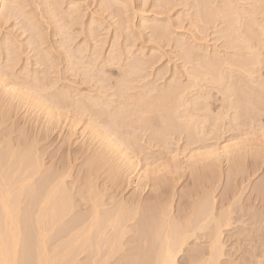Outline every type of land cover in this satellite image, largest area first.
<instances>
[{"label":"bare ground","instance_id":"bare-ground-1","mask_svg":"<svg viewBox=\"0 0 264 264\" xmlns=\"http://www.w3.org/2000/svg\"><path fill=\"white\" fill-rule=\"evenodd\" d=\"M20 1L19 0H0V5H3V10L5 13V16H7V17L1 16L2 17L1 21H3L5 18L8 20L9 19L8 16H10V18H12V17H15L16 15L22 14L23 10H21V13H20L19 6L22 4H23V6H25L26 1L25 0H24L25 2H23V0H20ZM167 1H169V0H167ZM175 1L178 2V0H175ZM58 2L59 1H57V0H53V1L49 0V3H48L50 5L49 7L50 8H51V6H52V8H54V6H55V8L60 7L61 3L59 2L60 3L59 4ZM108 2H110V1H108ZM112 2H113V0H112ZM171 2H174V0ZM190 2H191L190 0H179V3H176V4H179V5L183 4V7H184L186 5L189 6L188 4H190ZM193 2L194 3H192L193 5L191 7L195 8V11H196V15H195L196 17L194 16V18L192 19L193 22L196 23V25H197V23H201L202 29L207 28L211 24V22H213L212 24H214V22H216V25H217V22H218V24H223L224 27H222V25H221L222 28L220 27L221 29H219L221 34L218 38L223 37L224 39H226L225 44H226L227 49L228 48L230 50L233 49V51H231L230 53L226 52V55L224 54L223 56L213 55L211 53V55H213V56H211V55H209L210 52H208L209 54H207V53L205 54V52H203L205 50L202 51L199 48V46L193 47L190 45L187 47V44H186V46H183V44H182L180 51L184 57L183 59L185 60V62H184L185 66H186V62H189V61L195 62V60H199L197 63L198 65L196 66L199 68H195L194 67L195 65H192L194 67V69L190 67L191 70H188V71H190V72H188L189 73V81L188 80H187L188 82L185 81L186 83L184 82V84L179 83L180 81L177 82L178 80H180L178 78H176V82L174 80H171V83L169 82L170 84H168L164 87H163V85L160 87L159 85L155 86V84H147L144 86V89L141 88L142 90H144L143 91L144 94L142 93V95H141V92H140L141 96L134 98V96H131L132 95L131 94L128 96L126 101H125V99H124V102H123V99L121 102L117 100L118 104H115L116 98L115 99L109 98L110 100H108V99L105 100L103 95H102L103 96L102 97V96H100V94H94L93 92L95 90L92 93L90 91L88 92L87 90H83V91H86V93H83L81 91L83 93L81 95L82 97L79 95L80 97L77 96L79 98L75 99L76 95H73L72 91L70 90V88L68 86L67 87L69 89L66 86H65V88L60 87L61 89H58L56 92L53 90L54 92L45 94V92L47 91V90H45V88H46L45 86L47 84H49V78H47L48 76L45 74L46 72H44L45 71L44 68L48 67V69H49L50 67L51 68L54 66L57 67L56 65H58L56 63V61H57L56 58L54 59L55 56L54 57L51 56V54L49 53L50 51H46L45 53H42L41 52V51H43V49H42V50H40V52L38 54L36 53L38 55L36 62L39 63L41 65V67H42V64L47 65V66L45 65V67L42 68L44 70L42 72V73H44L43 75L39 74L41 72V70H39L40 71L39 73H37V72L34 73L35 70H33L34 71L33 74L30 75L31 71H30V73H29V71L26 72L28 69L25 68L26 69L25 70L24 67H22L26 73H23L22 77L21 76L19 77L16 74L15 75L16 79H15V78L11 77L14 72L10 75L8 70H6L7 68L5 69V66L4 65L1 66V64H0V73L3 74L4 77H5L4 74L10 75V77L8 76V78L9 79L11 78L10 79L11 81L16 82L17 84L19 83L21 85L23 83L24 87L25 86L27 87V85H29L30 86V87L28 86L29 88L38 89L39 90V91L37 90L38 95H42L41 98H43V96L46 97L45 98L46 102H47V100L50 101L49 102L50 105H51V103L54 102V104L56 103L55 105H58V106L62 105L63 106L64 101L68 102V100H70L72 103L73 102L76 103L77 106L76 105L75 106L77 107L76 109L78 111L77 114H79V115H80V113L84 114L85 111H87L86 113H88V109L90 110V108L94 107L95 110L97 109L96 112H98V110H99L101 112V114L102 115L105 114L106 118L108 119V120H105L107 123L104 121L106 124L103 125L104 122H101L99 120V117L97 116V118L100 122L98 120L97 121L99 122V124H102V127H101V125L97 124L98 122L97 121L95 122V120H93L94 124L96 123L99 126L97 128H94L96 126L93 123H91V126H92V124L94 126L89 127L92 129L91 131L93 132V133L91 132V135L92 134L95 135V133H97L96 135L98 138H99V136H101L100 137L101 141L99 143V147H101L102 151L101 150L99 151V149L98 150L95 149V150L99 151V153H97V152L95 153V151H94L95 154H92L93 157H91L92 155H90V160H89L90 166L88 168L89 170L86 169V173H85L86 175L83 174V176H85V177H81L80 183L78 181L80 179V176H78V175H77V177H79V178L75 177V178L71 179V184L73 183L72 185H74L75 182H78V184H76V185H78L76 187H79L76 190L77 192L76 191L73 192L72 188L74 186H71V184L68 183L70 181H68V182L66 181L67 177H71V175L68 176L69 168L66 164L63 163L62 166L61 165H59L60 167L57 166L58 169L61 168L60 169L61 171L59 170L60 172L58 173V169H53L55 166L54 163L53 164L51 163V166H48L50 163L47 164L42 160L43 153L41 152L42 154H39L40 151H38V152L36 151L37 150V149H35V147L37 146L36 142L35 143H33L32 141H31L32 143L27 142V139L25 140V138H24L25 136L23 137V139L21 138V136H19L18 137L19 139H17L15 141L14 137H9L8 136L9 134H6L5 132H0V264H264V175H262L263 177H261L262 178L261 182H258V184H257L258 186H256V184H255L256 187L253 190L255 193L253 195L251 193L250 197L248 198V200L246 202H241L238 206H235V207L233 206L234 202L231 198V196H234V194L233 195H226L227 192L225 193V195L223 194L225 196V198L223 200H221L222 202L220 204V207L218 205L215 206V204H214L215 198L213 197L214 196L213 193L207 192V193H209V195L207 194L206 198H205V196H206L205 195L204 196L205 199L202 198L201 201H198L199 199L198 200L196 199L197 202L193 201L195 203H194V205H191V207H190V205H188L189 207H186L187 202L186 203L181 202L179 204L178 210L176 211L175 207L173 206L174 204L172 203V201H173L172 197H171L172 193L170 194V192H169V191H171V189L169 191L166 190L164 192L163 191L165 189L164 187L162 188L163 190L160 189L161 191H158V189H157V191H155V193L153 192V194L150 196L144 197V196H140L141 194H139V195L134 194L135 196H132V197L131 196H129V197L124 196V198H119V196H118V199H116L115 195L110 196V197H108V196L105 197L106 194L104 196V194L103 193L101 194V191L98 190L99 184H100L97 181V179L100 177L98 175V172L102 171V169L104 168L103 166H105V165L107 166L109 163H110L109 164L110 166L109 165L108 166H109L110 172L108 173L109 176L107 175L108 179H110L109 181L110 182L113 181L115 183L119 178L120 179H122V177L124 178V176H123L124 173L123 174L120 173L121 168H119L120 170L118 169V166H120V165H118V166L114 165V163L111 161L112 156H111V158L109 156L111 154L115 155V153H113L114 151L118 155V156H116L117 158L122 157L121 160H123V157H124V159L127 161L126 163H129V165L132 164L131 166H133V167H131V168L136 169L134 166L136 165L135 163H137L136 162L137 160L135 159L137 157H134V156L137 153L136 152L137 150L136 149L133 150L131 148L133 146H134V148H136L137 147L136 145L139 144L138 143V138H139L138 132L141 130H142L141 134L142 133L146 134V132H148L147 130L152 129L151 133H153L154 136L152 134H150V135H152V136H150L151 137L150 139H152V137L155 138L153 140L156 141L157 143H159V141H161V140L163 141L165 134H168V133L169 134L170 133L175 134L177 132H179V133L185 132V134H187L189 139H191L192 142L195 144L194 139H192V138L196 136L195 134H197V137L200 134L198 131H196V128L198 130V126L200 125L199 129H200V127L203 129L204 128L203 124H205L203 122L204 121L206 122V120L209 119V117L207 115H205L206 117L205 116L203 117V112L200 113L201 109L202 110L204 109L203 110L204 112L208 111V109H209V111H211L210 106H208V107L206 106V108H208V109H206L204 106L205 103L202 104V102H204L205 99L208 98L207 96H209V94H210L209 92H208L209 93L208 95H204V94H206V93H203L205 91L204 90L202 92L203 94H200L198 92L199 94H194V96L192 98L188 97L189 93L191 94L192 88L193 87L196 88L197 85L199 86L198 81L201 78L200 75H203L204 79L206 78V80H207L208 74H209L210 75L209 80L211 82L213 80L214 83L216 82L217 84H220V83H222V81H224L223 79H228V78L231 79V76H234V73H235V72L234 73L232 72L233 74L231 73L230 77H229V75H228L229 71H228V74L226 73V71L229 69L226 70L225 68L226 67L229 68L230 66H234V67L236 66L237 71H243V73H246V75L250 79H248V77H247L248 80L246 78H243L242 79L243 87L240 86L241 88L239 87L240 88L239 90L237 89L238 85H235V82H233L232 85H231V83L229 84V82H232L231 80L228 81L226 84H225V82H223L222 83L223 85L222 84L220 85V87H222V88H219V87L216 88V89H219L218 90L219 92L223 93L222 98H224V100L225 99L229 100V101L228 100L223 101L224 103L222 102L223 106L224 107L226 106L225 107L226 109L224 107H222V108L227 110V108L230 105L229 103H231V107H233V108H234V106L236 107V105L237 106L240 105V107H242L241 112L244 115H246L245 114L246 112L250 111V107L253 108V110L257 111L256 115H259L258 112L260 114H262V113L264 114V111L262 112V108L264 110V106H263L264 105V103H263V101H264V82L262 83L264 77H263L262 81H258V80L255 81V79H257V77L255 76L256 74L254 75L255 72H253L255 70L257 72L258 69L255 68V70H254L253 67H256L255 65L259 64V62L262 60V59L260 60V58H259L260 57L259 55L261 54L259 51H261L262 46L259 45L260 47H257V45H258L257 43L255 44V43L250 42V38L252 39V37L255 36V38L257 39L256 36H257V34L260 33L257 30H255L253 27V25H255V23L258 24L260 21L258 22V21H256L258 19L254 18V19H256L255 21H253L255 23L254 24L251 23L252 26H249L250 23H249V25H247L248 20L247 21L245 20L246 18L244 15V14L248 15L251 11L255 12L256 9H258L255 6H257V4L261 5L262 3L264 5V0H193ZM104 3H107V2L104 1ZM246 4L251 6L250 7V8H252V9H250L251 11L246 10V7H245ZM23 6H20V8L23 9ZM108 6L109 5L107 3L105 8ZM111 6L114 7V5H111ZM124 6H125V4H124ZM170 6H172V4ZM187 6H186V8H188ZM109 7H108V9H110ZM115 7H116V3H115ZM118 7H119V5H118ZM122 7H121V9H122ZM258 7H260V6H258ZM239 8H241V10L243 12H241L239 10ZM57 9L58 8H56V11H57ZM124 9L125 8H123V10ZM52 10H51L52 13L50 15L51 16H56V15L58 16V14H56L54 12L55 9H52ZM59 10H61V9H59ZM76 10H78V9L75 7L74 8L71 7V9L69 7V12H66V13H68L67 15L70 16L72 13H75ZM117 10L122 11V10H120V7ZM191 10H187V11H189V13H190ZM5 11L8 13L6 14ZM25 11L23 12L24 17H21V18H23V19L25 18V20H27V21H25V20L24 21L28 22V25H26V26L29 27V30L31 29L32 31H35L34 33L40 37V39L35 38L37 36L34 33L33 34L35 37L34 36L32 37L30 35L31 39H29V40H31V41H30L29 45L33 42V44L35 46L39 47V45H40V47H41V43L43 42L42 40L46 41L44 39L46 37L43 36L44 33L42 31V30H44L42 28L43 24L39 23V22H41L40 20L35 19L36 14L33 15L34 13L32 14L29 11H27V12H25ZM105 11H106V9H105ZM114 11L117 13L116 8ZM119 11H118V13H119ZM125 11H127V10H125ZM76 13H79V11ZM113 14H114V12H113ZM255 14H254V16H255ZM2 15H3V13H2ZM67 15H66V17H65V15H64V17L62 16L63 19L65 18V20L63 22L64 24H65V22H67L66 24H68L69 22H75L72 20H69V22H68L69 18L67 19ZM114 15H111V16H114ZM20 16H22V15H20ZM20 16H18V18ZM76 16H77V14H76ZM249 16H251V15H248V17ZM254 16L252 15V17H254ZM256 16H257V14H256ZM116 17H117V14H116ZM191 17H193V14ZM191 17H189V18H191ZM70 18H73L75 20L76 17L74 18L71 15ZM257 18H259V17H257ZM251 19H253V18H251ZM123 20H124V18H123ZM128 20H130V18ZM47 21H48V19H47ZM57 21H59V20H57ZM79 21H80V19H79ZM249 21H250V19H249ZM63 23H62V25H63ZM45 24H47L49 27V25L51 23L45 22ZM69 24H71V23H69ZM124 24H126V23H124ZM243 24L244 25L246 24L245 27L246 26L247 27L243 28L244 27ZM121 25L123 26V24H121ZM258 25H260V23ZM64 26H66V25H64ZM157 26L155 28H153V30L157 29V31L156 30L155 31L158 34H162V35H164V37H166L169 33H171L168 29H167V31L169 33L168 34L166 32L164 33L160 29L161 25L159 26V24H158ZM169 26H170V24H169ZM203 26L205 28H203ZM24 27H25V25H24ZM72 27H73V25H72ZM198 27H199V25H198ZM167 28H170V27H167ZM259 28H261V30H263V32H264V25L262 27L259 26ZM69 29H70V27L68 28V30ZM196 29L198 30V28H196ZM62 30H64V29H62ZM91 30H92V28L90 29V31ZM254 30L257 32H254ZM59 31H61V30H59ZM218 31L215 34L218 33V35H219L220 32H218ZM63 32H62V34H65ZM93 33L94 32L92 31V33H90V34H93ZM255 33H257V34L255 35ZM69 34L67 33L66 36ZM71 34H73V33H71ZM171 34H173V33H171ZM193 35H195V34H193ZM73 36L75 37V35H73ZM97 36H99V35H96V37ZM168 36L171 37V35H168ZM67 37L69 40L72 39V37H69V36H67ZM93 37H95V35ZM161 37H163V36H161ZM242 37H243V39H242ZM173 38H174V36H173ZM181 39H182V36H181ZM62 40L65 43L64 42H63L64 44L61 43V46L63 45V47H65V49H62V50H64V52L62 50L61 51L63 54H65L67 61L69 60V62L70 61L72 62V63L70 62L71 64H68L67 69L72 70L70 68H73V69L78 68V70H79L81 68V69L85 70V71L83 70L85 73L87 71L90 73V71L94 70L95 74H97V77L96 76H92V77H96L95 80L98 78L99 80L98 79L97 80L99 82L100 81L104 82L105 79L107 80V78H105V75L103 76V74H105L107 71H110L109 69L108 70L106 69L108 67V65L111 63L114 66V64H117V63H115V62H117V59H118V61L120 59V58H118L120 53L118 54L115 47H112L111 48L112 50H109V51L107 50L108 55H107V57L105 56L107 60L104 57H102V59L100 61H102L104 58L105 59L104 63H102L103 61L101 62L102 64L98 63V62L96 63V59L99 60L98 58H100L99 53H98V51H96V49L92 52H91L92 48L89 50V48H88L89 45L87 42L88 40L87 41L84 40L85 42L83 41L84 45H82V43H81L82 41H81L80 46L78 45L79 48H76L75 50H73L74 48L71 50H69V48L67 49V46L71 42V40L69 43L66 42V41H68L66 37H63ZM253 40H252V42H253ZM74 41H75V39H74ZM13 42L14 41H11L12 44L11 43H9V44L13 45L14 44ZM17 44H15V47L11 46V45H9V46H11L12 49L14 48L13 50H15L18 48V47H16ZM44 44H45V42H44ZM42 45H43V43H42ZM69 45L72 46L73 44H69ZM95 45L96 44H94V46ZM35 46H34V48H35ZM61 46L60 47L58 46V48H61ZM31 48H32V46H31ZM58 48H56L57 51H58ZM257 48H258V52L260 54L257 53ZM45 49H44V51H45ZM13 50H10V54H12V52H13V53H15V55L14 54L13 55L16 57L10 55V56H12L11 59L9 57L5 58V60L8 58L10 59V60L8 59L10 61V66H11V63L15 60V58L17 60L18 59L17 57L20 56V54L18 53L19 51L15 50L18 53V55H17V53ZM35 50L36 49H34V51ZM37 50L39 51V48H37ZM98 50H99V52L101 51L100 49H98ZM113 50L116 51L117 54ZM122 52H121V55L123 54ZM63 54H61V55H63ZM85 57H88L89 59L84 60ZM121 58H122V56H121ZM64 59H65V57H64ZM61 61H63V60H61ZM120 61H122V60H120ZM142 61L139 60V58H138V60H137V58L136 59L134 58V59H131V61L130 60L128 62L125 61L126 62V64H125L126 68L123 69V66H122V69H123L122 72L123 71L124 72L120 76L121 79H119L117 82L118 83L117 84V90H118L117 95L119 98L122 96H125L127 94V92L129 91V89H133V88H131V86H133V85H131V83H134V81H135L134 78L136 79V77L133 78V76H137V74H139V72L144 69V65L148 63L147 60H146V62L145 61L142 62ZM36 62H35V64H36ZM152 62H153V60H152ZM58 63H59V61H58ZM8 65H9V63H8ZM8 65H6V66H8ZM14 66H15V64H14ZM109 66H111V65H109ZM145 67H146V65H145ZM224 69L226 70L225 72H224ZM234 70H235V68H234ZM259 70H261V69H259ZM237 71H236V73H237ZM100 72L102 75L99 74ZM21 73H20V75H21ZM240 73H242V72H240ZM86 74H85L86 77H87V75L90 76V74H87V75ZM226 74L228 75V78H226L227 77ZM1 76H0V78H1ZM101 77H103V79ZM252 77H256V78H252ZM6 78H7V76H6ZM28 78L30 79V81H28ZM89 78H91V76ZM237 78L235 77V79H237ZM2 79H3V77H2ZM9 79L7 81H9ZM258 79H259V77H258ZM3 80L6 82V79H3ZM249 80H251L250 85H248V83H250ZM0 82H3V81L1 80ZM10 82H8V84ZM51 83H52V81H51ZM106 83L107 82H105V84ZM151 83H154V82H151ZM8 84H6V86H8ZM102 84H104V83H102ZM49 85H47L46 89H49L48 88ZM55 86H57V85H55ZM201 86L203 88L205 86V83H204V86L203 85H201ZM201 86H199V87L201 88ZM245 86H246V89L244 88ZM51 87L52 86H50V88ZM63 87H64V85H63ZM220 89H222V90H220ZM13 90L15 91V88ZM13 90H12V92H13ZM97 90L99 91V93H101V94L103 93L102 90H101V92L99 89H97ZM34 91H35V89H34ZM104 91H106V90H104ZM15 92H19V91H17V88H16ZM15 92H13V93H15ZM81 92H80V94H81ZM76 93L77 92H75V94ZM116 93H117V91H116ZM224 93H225V95H224ZM20 94H22L21 96L23 98L24 94H26V93L21 92ZM77 94H79V93H77ZM31 95H32V93H31ZM26 96H27V94H26ZM41 98H40V100L37 99L38 102L39 101L41 102V100H42ZM33 99H35V98H32V102H33ZM208 100H209V98H208ZM43 102H45V100ZM126 102H127V104H126ZM226 102H228V103H226ZM39 104H42V103H39ZM130 104H132V105H130ZM201 104H202V106H201ZM50 105H48V106H50ZM68 105L69 104H67V106ZM71 106H72V104H71ZM51 107H53V106H51ZM231 107H229V108H231ZM42 108H43V106H42ZM54 108H55V106H54ZM54 108H53V111H54ZM47 109H49V108H47ZM237 109H238V107H237ZM198 110H200L199 114H198ZM235 110H236V108H235ZM49 111H46V112H49ZM196 111H197L198 116L196 115ZM94 112H92V113H94ZM100 112L96 113V115L99 114ZM241 112L238 110L235 111L233 113V120L237 119V117L239 116L238 113L240 114ZM207 114H209V112H207ZM223 116H224V114H223ZM251 116H253V113L251 114ZM217 117H220V116H217ZM106 118H104V119H106ZM222 118L223 117L221 116V119ZM201 119H204L203 122H197V120L202 121ZM217 120H219V119L217 118ZM223 120H222V122H223ZM102 121H103V119H102ZM133 123H135V124L133 125L134 127L132 126V128H133L132 129V128H130V126ZM197 124H199V125L197 126ZM88 125L90 126V123ZM123 126H126L127 128L129 126V128L131 130L126 129ZM212 126H213V124H212ZM100 127H101V130L103 129L102 131L105 130V132L100 131ZM121 127H123L125 129L123 131L128 130V132L127 131L123 132L121 130ZM139 128L141 130H137ZM144 128H146V129H144ZM202 129H201V131H203ZM136 130L138 131L137 133H136ZM143 130L146 132H144ZM132 131H134V132H132ZM216 131H217V129H216ZM101 133H107V134L101 135ZM180 135H182V134L180 133ZM203 135H205V134H202V137L204 138ZM112 136L114 138H112ZM169 136H171V135H169ZM263 136H264V134H263ZM176 137H178V135H176ZM205 137H206V135H205ZM146 138H148V137H146ZM33 140L36 141L35 139H33ZM148 140H149V138H148ZM148 140H146V141H148ZM171 140H172V138H171ZM202 140H205V139H202ZM103 141L105 142L104 143L105 148H103V146H102L104 144H102L100 146L101 142H103ZM165 141H166V139H165ZM167 141H168V135H167ZM188 141H187V143H188ZM96 142H98V141H96ZM151 142H152V140H151ZM168 142H167V144H168ZM35 144H36V146H35ZM167 146L170 147V145H167ZM228 146H230V144L227 146H224L223 149H225ZM121 147H123L124 149H122ZM139 147L141 148L142 146H139ZM139 147H137L138 150H140ZM230 147L226 148L225 150L226 151H227V149L233 150L232 148L230 149ZM165 149H166V146H165ZM212 149H214V148H212ZM112 150H113V152H112ZM168 150H170V148ZM225 150H223V152ZM127 151L131 152L132 155L134 154L133 157H131L130 154L127 153ZM134 151L136 153H134ZM210 151L211 150H209V152ZM212 151L214 152V150H212ZM217 151H220V150H218V147H217ZM233 151H235V149ZM233 151H232V153H235L237 150L235 152H233ZM110 152H111V154H110ZM209 152H206V154L205 153L204 154L207 155ZM240 152H241V150H240ZM152 154H154V153H152ZM261 154L262 153H260V156H261ZM209 155H207V156H209ZM219 155H220V153H219ZM244 155H242V156H244ZM136 156H138V154H136ZM155 157H157V156L155 155ZM234 157H235V155H234ZM257 157H259V156L257 155ZM261 157H260V159H262V158L264 159V156L262 158ZM113 158H112V160L114 161ZM120 158L117 161H119ZM132 158H134L133 160H135L134 163H133ZM149 158L150 157H148V159ZM152 158H153V156L151 157V159ZM204 158H202V159H204ZM231 158L232 157H230V159ZM241 158L243 159V157H241ZM241 158H239V159H241ZM156 159L154 158L155 161H157ZM233 159H235V158H233ZM233 159H232V161H233ZM115 160H116V158H115ZM125 160H124V163H125ZM145 160H147V159H145ZM145 160H144V162H145ZM236 160H238V159H236ZM254 160H256V159H254ZM62 161H64V160H62ZM150 161L151 160H149V162ZM261 162H264V161L263 160L257 161L255 163L256 164L255 168H254V165L252 166L253 168L251 167L253 170L251 172H249V171L247 172V173H250V175L248 174L249 175L248 177H250L251 174L258 172L260 170V168H262ZM85 163L87 164L88 162L85 161ZM122 163H121V166H122ZM46 164H47V166H46ZM133 164H135V165H133ZM144 164L147 165V163H144ZM262 164H264V163H262ZM65 165L67 166V168L65 167ZM137 165H138V163H137ZM52 166H53V168H52ZM127 166H128V164H127ZM143 166H145V165H143ZM216 166L218 167V165H216ZM128 167H130V166H128ZM205 167H207V166H205ZM237 167H238V165H237ZM51 168L54 171H56V172L53 171L54 172L52 175L53 177L52 176L49 177L50 175L48 173V172H50V174H52L51 173L52 170L50 171ZM131 168H129V169H131ZM188 168H190V167H188ZM105 171L108 172V167H107V170H105ZM105 171L103 170L102 172H105ZM150 171H152V170H150ZM145 172L147 173V169L144 170V173L142 175L145 174V176H147L148 174H146ZM153 172H155V171H153ZM156 172H158V171H156ZM56 173H57V175H56ZM148 173H150V172H148ZM69 174H70V172H69ZM104 174H106V173H104ZM121 174H122V177H120ZM79 175H82V174H79ZM72 177H74V176H72ZM248 177H247V179L249 180ZM82 178L84 180H82ZM111 178L116 180V181L112 180ZM216 178H217V176H216ZM76 179H78V180H76ZM120 179L118 181L122 182L123 179H122V181H120ZM106 181H107V179H106ZM199 181H201V180H199ZM112 183H110V184H112ZM118 183H115L113 185L116 186V184H118ZM104 184H108V182L104 183ZM110 184H109V186L108 185L107 186L110 187ZM119 185L121 186V183L118 184V186H117L118 188L120 187ZM157 185H159V184H157ZM105 186H102L101 188H103ZM193 186L194 185H192V187ZM234 186L232 188H234ZM143 187L145 188L146 186H142V188ZM101 188H99V189L101 190ZM142 188H140V189H142ZM103 189H105V188H103ZM191 189H193V188H191ZM108 190H109V188H108ZM152 190H153V188H152ZM154 190H156V189H154ZM195 190H198V188ZM207 190H208V188H207ZM229 190H231V189H229ZM140 191H142V190H140ZM187 191L189 192L190 189ZM193 191H194V189H193ZM193 191L191 190L192 193H194ZM192 193H188L187 196H190V194H192ZM165 194H167V195H165ZM183 196H184V194H183ZM187 196L185 195V197H187ZM191 196H193V194ZM200 196H202V195H199L198 198ZM226 196H229V197H226ZM181 197H180V199H181ZM213 198H214V200H213ZM187 200L188 199H186L185 201H187ZM179 201H181V200H179ZM188 204H189V201H188ZM186 208H189V209H186ZM226 232L228 234H225ZM226 236H228V237L225 240ZM234 236L236 239L232 240L233 242H230L229 246H231L232 248H235V252H238L237 256L235 254V257H234L233 252H231L233 250L229 251L230 248H229V250L225 249L226 245H228L227 242H229L228 239L231 237H234ZM184 253L186 255H184ZM227 255H229V257H227ZM182 256H184V257H182Z\"/></svg>","mask_w":264,"mask_h":264},{"label":"rangeland","instance_id":"rangeland-1","mask_svg":"<svg viewBox=\"0 0 264 264\" xmlns=\"http://www.w3.org/2000/svg\"><path fill=\"white\" fill-rule=\"evenodd\" d=\"M25 1L23 0V2H25V6H23V4L20 5V6H23V9L20 8V6H19L20 13H21V10H23V12L26 10L25 12L29 11L32 14L34 13L33 15L36 14L35 19L40 20L41 22H39V23L43 24L42 28L44 30H42V31L45 34V35L43 34V36L46 37V38H44L46 41L42 40L43 45L41 43V47H40V45H39V47L35 46L33 44V42L29 45V43L31 41V40H29V39H31L30 35L33 37L35 34L34 33L35 31H32L31 29H30L31 30L30 31L29 27L26 26V25H28V22H25L27 20H25V18L24 19L21 18V17H24L23 16L24 13L22 12V14H20L22 16H20V15H16L17 17L15 15H14L15 17L11 16L12 18H10V16H8L9 17L8 20L5 18L3 21H1L2 20L1 16H4V17H7V16H5V13L3 10V5H0V53H1L0 54V56H1L0 57V64H1V66L4 65L5 69L7 68L6 70H8L10 75L14 72L11 76L13 78H15L16 74H17V76L22 77L23 73H26L28 71H29V73L31 71L30 75H32L34 72L33 70H35L34 73H36V72L39 73L40 72L39 70H41V72L39 74L43 75L44 73H42V72L44 70L42 68H44L46 64H44V65L42 64V67H41V65L39 63H37L36 61H37V56H38L37 54L40 52V50L43 49V51H44V49L46 48L44 52L43 51H41V52L45 53L46 51H50L49 53L51 54V56H53V57L55 56L54 59L56 58V60H57L56 63L58 65H56L57 67L54 66L52 68L50 67L49 69H48V67L44 68L45 69L44 72H46L45 74L48 76L47 78H49V84H50V85L47 84V85H49V87H48L49 89H46L47 85L45 86L46 87L45 90H47L45 92V94L51 93L54 91L56 92L58 89L65 88V86L66 87L68 86L70 88V90L72 91L73 95H76L75 99H78L83 93H86V91H83V90H87L88 92L90 91L91 93L95 90L93 93L94 94H100V96L103 95L105 100L106 99L110 100L112 98L113 99L116 98L115 104H118V101L121 102L122 99H123V102H124V99L126 101L128 96L131 94H132L131 96H134V98L141 96L142 93L144 94V92H143L144 90H142V89H144V86L147 84H155V86L159 85L160 87L163 85V87H164V86L170 84L171 80H174L176 82V78L180 79L177 81V82L180 81L179 83L184 84L185 81L188 82L189 81V73L188 72H190L188 70H191L190 67L193 69H194V67L199 68V67H196L198 65L197 63L199 60H195L196 63L190 62V61H189L190 63L186 62V66H185L184 65L185 60L183 59L184 57L180 51L182 44H183V46H186V44H187V47L190 45L193 47L199 46V48L202 51L205 50V51H203V52H205V54L206 53L209 54L208 52H210L209 55H211V53H212L213 55L223 56L224 54L226 55V52L230 53L231 51H233V49L232 50H230L229 48L227 49L226 44H225L226 39H224L223 37L218 38L221 34L219 29L224 27L223 24H218V22H217V25H216V22H214V24H212L213 22H211V24L209 25L210 27L207 25L208 26L207 28H205L203 26V28H205V29H202L201 23H197V25H196V23L193 22L192 19L196 15L195 8L191 7L193 5L192 3L195 2V1L193 2V0H190L191 2H190V4H188L189 6L186 5L188 8H186V6L183 7V4L182 5L176 4V3H179V0H178V2H176L175 0H174V2H171L173 0H169V1H167V0H164V1L163 0L162 1L161 0H113V2H112V0H57L61 3L60 4L58 2L61 6L56 7V8H58L57 11H56L55 6H54V8H52V6H51V8L49 7L50 6L48 4L49 0H25ZM50 1H53V0H50ZM104 1L108 3V5L110 6V7L109 6L108 7L110 9H108V7L105 8L107 3H104ZM108 1H110V2H108ZM115 3H116V7H115ZM170 3L172 4V6H170L171 5ZM124 4H125V6H124ZM111 5H114V7ZM118 5L120 7V10H122V11L117 10V9H119ZM261 5L257 4V6H255V7H257L258 9L255 8L256 11L252 12L250 10V9H252V8H250L251 6L246 4L245 5L246 10L251 11V12L249 11L250 13L248 15H251V16L248 17L247 14H244V13L243 14L245 15V18H246L245 20L246 21L248 20V23L245 20L244 21L247 23V25H249V23H250L249 26H252L251 23L254 24L255 22H253V21H255L256 19H258L256 21H258V22L260 21L259 22L260 25H258L259 24L258 22H257L258 24L255 23V25H253L254 29L257 30L258 32H260L259 33L260 35L255 33V35L257 34V36H256L257 39L254 36V37H252V39L250 38V42L255 43V44L257 43L258 44L257 47L262 46L261 47L262 49L260 48L261 51H259L261 54L258 52V48H257V53L260 54L259 55L260 60L262 59L264 61V48H263L264 47L263 46L264 45V32H263V30H261V28H259V26L262 27L264 25V5H263V3ZM258 6H260V7H258ZM69 7H70V9H71V7H73V8L75 7L78 9V10H76V12L79 11V13L75 12V13L71 14L72 17H74V18L76 17L75 20L73 18H70L71 15L69 16V15H67L68 13H66V12H69ZM121 7H122V9H121ZM49 8L51 10L55 9L54 12L56 14H58V16L57 15L51 16L50 14L52 13L53 10L51 11ZM104 8L106 9V11ZM115 8H116L117 13L114 11ZM123 8H125V9L123 10ZM59 9H61V10H59ZM125 10H127V11H125ZM187 10H191L190 11L191 14ZM239 10L241 12H243L241 10V8H239ZM112 11L114 12L115 15L113 14ZM118 11H119V13H118ZM2 13H3V15H2ZM7 13L8 12H6V14ZM255 13L257 14V16ZM63 14L65 15V17L67 15V19L69 18L68 22H69V20H72L75 22H69L71 24H69V23L66 24L67 22H65V24H64L63 22H64L65 18L64 19L62 18V16L64 17ZM76 14L78 17L76 16ZM116 14H117V17H116ZM189 14L191 16L193 14V17H191ZM254 14H255V16H254ZM111 15H114V16H111ZM252 15L254 17H252ZM18 16H20V17L18 18ZM189 17H191V18H189ZM257 17H259V18H257ZM123 18H124V20H123ZM129 18H130V20H128ZM251 18H253V19H251ZM254 18H256V19H254ZM47 19H48V21H47ZM79 19H80V21H79ZM249 19L251 22L249 21ZM57 20H59V21H57ZM45 22L51 23L49 25V27L47 24H45ZM62 23H63V25H62ZM124 23H126V24H124ZM168 23L170 24V26ZM121 24H123V26ZM158 24H159V26L161 25L160 29L164 33L165 32L167 34L169 33L167 31V29L171 33H173V34H171V33L168 34V35H171V37H169L167 34H166L167 36L164 37V35L158 34L156 32L157 29H155L156 31L153 30V28H155ZM24 25H25V27H24ZM64 25H66V26H64ZM72 25H73V27H72ZM198 25H199V27H198ZM221 25H222V27H221ZM245 25L243 24V26H244L243 28L247 27V26L245 27ZM67 27L68 28L70 27V29L68 30ZM167 27H170V28H167ZM91 28H92V30L90 31ZM196 28H198V30ZM62 29H64V30H62ZM59 30H61V31H59ZM255 30H254V32H257ZM92 31L94 33L90 34V33H92ZM217 31L220 32L219 35H218V33L215 34ZM62 32L65 34H62ZM66 32L68 34L70 33L67 36L72 37V39H70L71 42L68 39V37L66 36V34H67ZM71 33H73V34H71ZM193 34H195V35H193ZM60 35L61 36L63 35V36L61 37ZM73 35H75V37ZM94 35H95V37H96V35H99V36H97L95 38V37H93ZM161 36H163V37H161ZM173 36H174V38H173ZM181 36H182V39H181ZM63 37L67 38L68 41L65 40L66 42H68V43L70 42L69 44H73L72 46L69 44H68V46L66 45L67 49L69 48V50H71L73 48H74L73 50H75L76 48H79L81 41H82L81 42L82 45H84L83 41L88 40L87 42L89 45V47H88L89 50L92 48V50H91V52H92L96 49V51H98V53H99L100 58H98L99 60L96 59V63L97 62L101 63L102 61H103L102 63H104V60L106 59V57L108 55L107 54L108 51L112 50L111 49L112 47H115L118 54L120 53V55L118 57L120 59H119V61L117 59V62H115L117 64L113 63L114 66L110 63L109 65H111V66L108 65V67L106 68L107 70L108 69L110 70V71H107L105 74H103V76L105 75V78H107V80L105 79L104 82H102V81L99 82L98 78H97L98 80L97 79L95 80V78L97 77V74H95L94 70L90 71V73L88 71H87L88 73L86 72L87 74H90L91 78H89L90 76L84 72L85 71L84 69L80 68L78 70V68L77 69L76 68L75 69L70 68L72 70H68L67 66H68V64H71L72 62L70 61L71 62L70 63L69 60L67 61L65 54L62 53V51L64 52V50H62V49H65V47H63V45L61 46V43L64 42L62 40ZM35 38L40 39L39 36H37ZM74 39H75V41H74ZM242 39H243V37H242ZM252 40H253V42H252ZM11 41H14L13 45H11L12 44ZM44 42H45V44H44ZM9 43H11V44H9ZM15 44H17L16 47H18L15 50L19 51L18 53L20 54V56L17 57L19 60L18 59L16 60V58H15V60H16V61L14 60L15 62L12 60L14 63L12 62L11 66H10L9 60L11 59L12 56L15 55V53H13V52H12V54H10V50L14 49V48L12 49L11 46L15 47ZM94 44H96L95 45L96 47L94 46ZM9 45H11V46H9ZM31 46L33 49L31 48ZM34 46H35V48H34ZM58 46L59 47L61 46V48H58ZM37 48H39V51L37 50ZM56 48H58V51ZM34 49H36L35 50L36 52L34 51ZM98 49H100L101 51L99 52ZM15 50H13V51H15ZM17 51H15V52L17 53ZM116 51H114V52L117 54ZM121 52L123 53L122 55H121ZM18 53H17V55H18ZM61 54H63V55H61ZM10 55H12V56H10ZM213 55H211V56H213ZM121 56H122V58H121ZM7 57H9L10 59L8 58L9 60L8 59L5 60V58H7ZM14 57H16V56H14ZM64 57H65V59H64ZM102 57H104L105 59L103 58V60L100 61L102 59ZM134 58L135 59L137 58V60L139 58V60H141V61L143 60L145 62L147 60L148 63L145 64L146 67L144 65V69L141 70L139 72V74H137L138 77L133 76V78L136 77V79L134 78V80H135L134 83H131V85H133V86L130 85L131 88H133V89H129L127 94L125 96H122L123 98L122 97L119 98L117 95L118 94V90H117V84L118 83L117 82L119 79H121L120 76L124 72V71L122 72V70L126 68V65H125L126 62H128L129 60L131 61V59H134ZM87 59H89V58L88 57L84 58V60H87ZM61 60H63V61H61ZM120 60H122V61H120ZM152 60H153V62H152ZM262 60L259 62V64L255 65L256 67H253L254 70H255V68L258 70L261 69V70H259L260 72L257 70L258 73L256 72V70L253 71V72H255L254 75L256 74L255 76L257 77V79H255V81H257V80L262 81V79L264 77V62ZM58 61H59V63H58ZM7 62L9 63V65ZM35 62H36V64H35ZM14 64L16 67L14 66ZM6 65H8L9 67ZM192 65H195V66L193 67ZM122 66H123V69H122ZM22 67H24V69L26 68L28 70L25 72ZM234 68H235V70H234ZM225 69L226 70L229 69V70L226 71ZM225 69H224V72L226 71L227 74L229 71V74H228L229 77H230V74L232 72L233 73L235 72V73H234V76H231V79H229L228 75L226 74V76H227L226 78H228V79H223L224 81H222V83L225 82V84H226L228 81L231 80L232 82H229V84L231 83V85H232V83L235 82V85H238V88H237L238 90L241 87H243L242 79L243 78L247 79V77H248L246 75V73H243V71H237L236 66L235 67L230 66L229 68L226 67ZM236 71H237V73H236ZM240 72H242V73H240ZM20 73H21V75H20ZM84 73L87 75V77L89 76L88 78L90 80L85 76ZM99 74H101V72ZM4 75H5V77L3 76V74L0 73V76H1L0 81L1 80L3 81V82H0V132H5L6 134H9L8 136L14 137L15 141L17 139H19L18 138L19 136H21L22 139L25 136L24 138H25V140L27 139V142H31V141L33 143L36 142L37 146L35 144V146H36L35 149H37L36 150L37 152L40 151L39 154L43 153L42 156L44 158L41 156L42 160L47 164L50 163L48 166H51V163L52 164L54 163L56 167L54 166V168H53V166H52V168L58 169L57 166L60 167L59 165L62 166L63 163L66 164L69 168L68 176L71 175V177H67L68 179L66 178V181L67 182L70 181L68 183L71 184V179H73L75 177L79 178V177H77V175H78V176H80V179L79 180L76 179V180H78L80 183L81 177H85V176H83V174L86 173V169L89 170L88 168L90 166V164H89L90 155L95 154L96 152L99 153V151L101 150V147H99V143L101 141L100 140L101 136L98 135L99 136V138H98L96 135L97 133H95V135L94 134L91 135L92 129L89 127H92L94 125L96 126L94 128H97L99 125H101V127H102V124H99V122L100 121L104 122L105 120H108L106 118V115L105 114L102 115L99 110H98V112H100V113L96 115V113H98V112H96L97 109L95 110L94 107L90 108L91 111L88 109V113H86L87 111H85L84 114L79 112L80 113V115H79V114H77L78 111L76 109L77 108L76 103H74V102L72 103L70 100H68V102L64 101L63 106L62 105H59V106L55 105L56 103L54 104V102L51 103V105H50V103H49L50 101L47 100V102H46V99H45L46 97L43 96V98H41L42 95H38V91H39L38 89L29 88L30 87L29 85H27V87L26 86L24 87L23 83L21 85L19 83L17 84L16 82L11 81L10 80L11 78L10 79L8 78V76L10 77V75H6V74H4ZM6 76H7V78H6ZM92 76H96V77H92ZM200 76H201V78L203 77V75H200ZM2 77H3V79H6L7 83L2 79ZM209 77H210V75L208 74L207 80H206V78L204 79V77L202 79L200 78L198 81L199 86H201V85L204 86V83H205V86L203 88H202V86L200 88L198 85L196 88L193 87L191 90V94L189 93V96H188L189 98H192L194 96V94L206 93L204 95H208L210 93L209 96H207L209 98V100H208V98L205 99V101L202 102V104L205 103V105H204L205 108H206V106L207 107L210 106L211 111H209V109L206 108V109H208V111L204 112L203 111L204 109L203 110L201 109V112H200V113L203 112V117L205 115H207L209 117V119H207L206 122L205 121L203 122L204 119H201L202 121L197 120V122H203L205 124H203L204 126L202 125L204 127L203 129L201 127L199 129L200 123L197 124V126L198 125L199 126H198V130L196 128V131H198L200 134L198 137H197V134H195L196 136L192 138V139H194L195 144L192 142L191 139H189V137L187 136V134H185V132H180L182 135H180L179 132H177L175 134L173 133L174 135L171 133L165 134L164 135L165 137L164 138L162 137L163 141L165 143L162 140L161 141L163 143L161 141H159L160 139L158 140L159 143H157L156 141L153 140L155 138L152 137V139H150L151 138L150 136L153 135V133H151L152 129L147 130L148 132L143 130L144 132H146V134H144V133L141 134L142 130L140 128L137 129V130H141L139 132L136 130V133L138 132V137L140 138V139L138 138V143H139L138 145L142 146V147L140 148L138 145H136L137 147L140 148V150H138V148L136 146H135L136 148H134V146L133 147L131 146L132 147L131 149L137 150L136 151L137 153L135 151H134V153L138 154V156H136V154L134 156V157L138 158V159L135 158L137 160L136 162L138 163V165H137V163H135L136 165L133 164V165H135L134 167L136 169L131 168V167H133V166H131L132 164L129 165V163H126L127 161L124 159V157H123V160H121L122 157L121 158L119 157L120 160L117 161L119 158H117L116 156H118V155L116 154L115 151L113 152V150H112V152L115 153V155L111 154V152H110L111 155H109V156H110V158H111V156H112V158L114 157L113 158L114 161L111 158V161L114 163V165H116V166L120 165L121 166V163L123 162L121 167L118 166V169L121 168V170L120 169L119 170H120V173H122V174L124 173L123 174L124 178L122 177V174H121L120 177H122L123 181L120 178L119 179L122 182H119L118 181L119 179L117 180L119 183H121V186L119 185L120 187L118 188L117 186L119 183L116 180L111 178L112 180L116 181L115 183H118L115 186V185H113L115 183L113 181L110 182L109 181L110 179H108V177H107L108 173L110 172V169H109L110 163L108 164L109 166L108 165L103 166L104 168L105 167L106 168L104 169L102 167L103 168L102 171L107 170V167H108V172L107 171L98 172L100 179L99 178L98 179L96 178V179L100 183L99 188H101L102 186H105V185L109 186L110 183H112V182L113 183L110 184V187L112 186L111 188L108 186L103 187L105 189L101 188V190L98 188V190L101 191V194L103 193L104 196L106 194L105 197H107V196L110 197V196L115 195L116 199H118V196H119V198H124V196H126V197L135 196L134 194H137V195L141 194L140 196L145 197V196L152 195L153 192L155 193V191H157V189H158V191L163 190L162 188L164 187L165 188L163 190L164 192L166 190L169 191L171 189V191H169V192H170V194L172 193L171 194V197L173 200L172 203L174 204L173 206L175 207V209L177 211L179 204L181 202L182 203L187 202L186 207H189L188 205H190V207H191V205H194V203H195L193 201L197 202L198 199H199L198 201H201V199L204 198L205 195H206L205 196V198H206L207 194L209 195V193H207V192L213 193V195H214L213 197L215 198L214 204H215V206L218 205L219 207H220V204L222 202L221 200H223L225 198L224 195L226 192H227L226 195H233L234 194V196H231V198L234 202L233 203L234 207L238 206L241 202H246L248 200V198L250 197L251 193H252V195L255 193L253 190L255 189L256 186H258L257 185L258 182H261V180H262L261 177H263L262 175H264V164H262L264 162H261L262 168H260V170L258 172L251 174L250 177H248L250 175V173H247V172L248 171L251 172L253 170L252 169L253 165L255 168V166H256L255 163L257 161H260V160L264 161V159L262 158L264 156V136H263V134H264V114L262 113L264 110L262 108V112H261L262 114H260L258 112L259 115H256L257 111L253 110V108L250 107V111H248L249 113L244 112L246 114V115H244L241 112L242 107H240V105L239 106L236 105V107L234 106V108H233V107H231V103H229L230 104L229 107H231L233 110L231 108H229L228 106L227 107L230 110L228 108H227L228 111L225 110L226 106L225 107L223 106V103H224L223 101H226L228 99L224 100V98H222L223 93L219 92L218 91L219 89H216L217 87L222 88V87H220V85L222 83L217 84L216 82L214 83L213 80L211 82L209 80ZM235 77L236 78L238 77V78L235 79ZM256 77H252V78H256ZM258 77L260 80L258 79ZM101 78L103 79V77H101ZM8 79H9V81H7ZM248 79H250V78L248 77ZM28 81H30L29 78H28ZM51 81H52V83L53 82L54 83L52 84ZM250 81L251 80H249V82ZM4 82L6 84H8V82H10V83L8 84V86H6V84ZM105 82H107L108 84L107 83L105 84ZM151 82H154V83H151ZM263 82H264V79H263L262 83ZM100 83L101 84L104 83V84L101 85ZM250 84H251V82L248 83V85H250ZM55 85H57V86H55ZM63 85H64V87H63ZM50 86H52V87L50 88ZM14 88H15V91L17 88V91H19V92H15L13 90ZM244 88L246 89V86ZM34 89H35V91H34ZM97 89H99L100 92L102 90L103 93L102 94L99 93V91ZM12 90L15 93H13ZM104 90H106V91H104ZM220 90H222V89H220ZM20 91L22 93H26L27 96H26V94H24V96L22 98V96H21L22 94H20L21 93ZM74 91L79 93V94H77V93L75 94ZM116 91H117V93H116ZM80 92H81V94H80ZM140 92H141V95H140ZM31 93H32V95H31ZM224 95H225V93H224ZM38 96L42 100L44 99L45 102H43L44 100L43 101L41 100V102L40 101L38 102V100H40V98ZM77 96H79V97H77ZM32 98H35V99H33V102H32ZM39 103H42L43 105L39 104ZM226 103H228V102H226ZM263 103H264V101H263ZM67 104H69V105L67 106ZM71 104L74 108L71 106ZM126 104H127V102H126ZM202 104H201V106H202ZM48 105H50V106H48ZM130 105H132V104H130ZM42 106H43V108H42ZM51 106H53V107H51ZM54 106H55V108H54ZM222 107H224L225 109ZM237 107H238V109H237ZM47 108H49V109H47ZM53 108H54V111H53ZM235 108H236V110H235ZM234 110L235 111L238 110L241 113L240 114L238 113V115L240 116V117L238 116L239 118L237 117V119L233 120V113L235 112ZM46 111H49V112H46ZM199 111L200 110H198V114H199ZM92 112H94V113H92ZM207 112H209V114H207ZM251 112L253 113V116H251V114H252ZM222 113L224 114V116L225 115L226 116L224 117ZM198 114L196 111L197 116H198ZM97 116L99 117L100 121L98 120ZM217 116H220V117H217ZM221 116L223 117L222 119H221ZM103 117L106 119H104ZM101 118L103 119V121ZM217 118L219 120H217ZM93 120H95V122L98 120L99 122L97 121L98 122L97 124H99V125H97L96 123L94 124ZM222 120H223V122H222ZM105 122L103 123V125L107 123V122L106 123ZM89 123H90V126L88 125ZM91 123H93L94 125L92 124V126H91ZM134 124L135 123H133L130 126V128H132V126ZM212 124H213V126H212ZM101 127H100V131L103 130V129L101 130ZM123 127L131 130L129 128V126H128V128L126 126H123ZM123 127H121L122 131L125 130ZM144 129H146V128H144ZM201 129L203 131H201ZM216 129H217V131H216ZM126 131L128 132V130H126ZM126 131H123V132H126ZM102 132H105V130ZM132 132H134V131H132ZM103 134H107V133H101V135H103ZM150 134H152V135H150ZM202 134H205L206 137H205V135H203L204 136V138H203ZM167 135H168V141L169 142L167 141ZM169 135H171V136H169ZM176 135H178V137H176ZM146 137H148L149 140ZM170 137L172 138V140ZM112 138H114V137L112 136ZM144 138L148 141H146ZM201 138L205 139V140H202ZM33 139H35L36 141H34ZM165 139H166V141H165ZM95 140L98 142H96ZM151 140H152V142H151ZM186 140L188 141V143ZM167 142H168V144H167ZM104 143H105L104 141L101 142L100 146ZM229 144L231 146V147L228 146V147H230V149L231 148L233 150L235 149V151L237 150L239 153L237 151L235 152V151L229 150V149H227V151H226L225 149L228 147L223 149L224 146H227ZM167 145H170V147ZM102 146H103V148H105V144ZM165 146H166V149H165ZM217 147H218V150H220V151H217ZM121 148L124 149L123 147H121ZM169 148H170V150H168ZM212 148H214V149H212ZM95 149H97V150L99 149V151H97ZM209 150H211V151L209 152ZM212 150H214V152ZM223 150H225V151L223 152ZM240 150H241V152H240ZM94 151H95V153H94ZM232 151L235 153H232ZM206 152H209L207 155H209L211 153L210 154L211 156L205 155ZM127 153H129L131 157H133V155H134V154L132 155L131 152H129V151H127ZM152 153H154L157 157H155V155ZM219 153H220V155H219ZM260 153H262L261 154V156L263 155L262 157L260 156ZM188 154L189 155L191 154V155L189 156ZM234 155H235V157H234ZM242 155H244V156H242ZM257 155L259 157H257ZM152 156H153V158L151 159ZM240 156L243 157V159ZM91 157H93V155ZM148 157H150V158L148 159ZM230 157H232V158L230 159ZM260 157L262 159H260ZM115 158H116V160H115ZM154 158L155 159L157 158L156 159L157 161H155ZM202 158H204V159H202ZM233 158H235V159H233ZM239 158H241V159H239ZM133 159L134 158H132V160ZM145 159H147V160H145ZM232 159H233V161H232ZM236 159H238V160H236ZM254 159H256L257 161ZM62 160H64V161H62ZM124 160H125V163H124ZM144 160H145V162H144ZM149 160H151V161L149 162ZM85 161H87L88 163L86 164ZM134 162H135V160H133V163ZM144 163H147L148 166ZM47 164H46V166H47ZM127 164L130 167H128ZM66 165H65V167L67 168ZM143 165H145V166H143ZM216 165H218V167ZM237 165H238V167H237ZM205 166H207V167H205ZM188 167H190V168H188ZM52 168L50 169V171L52 170V172H51L52 174H50V172H48L50 175L49 177H51L53 175V173L56 172ZM129 168H131V169H129ZM60 169L61 168L58 169V173L61 171ZM146 169H147V173L146 172L145 173L148 175L147 176H145V174L142 175L144 173V170H146ZM150 170H152V171H150ZM153 171H155V172H153ZM156 171H158V172H156ZM69 172H70V174H69ZM148 172H150V173H148ZM104 173H106V174H104ZM79 174H82V175H79ZM56 175H57V173H56ZM72 176H74V177H72ZM216 176H217V178H216ZM247 177L249 178V180L247 179ZM106 179H107V181H106ZM82 180H84V179L82 178ZM199 180H201V181H199ZM107 182H108V184H104ZM72 184H71V186H74L73 187L74 189L72 188V190H73V192H75L79 188V187H76V186H78V185H76V184H78V182H75L74 185H72ZM157 184H159L160 186ZM255 184H256V186H255ZM192 185H194V186L192 187ZM142 186H146V187L142 188ZM233 186H234V188H232ZM151 187L153 188V190ZM196 187L198 188V190H195V189H197ZM108 188H109V190H108ZM140 188H142V189H140ZM188 188L190 189L189 192L187 191V190H189ZM191 188H193L194 191ZM207 188H208V190H207ZM154 189H156V190H154ZM229 189H231V190H229ZM140 190H142V191H140ZM191 190L194 193L195 192L196 193L195 194L192 193ZM188 193H192L193 196H191L192 194H190V196H187ZM183 194H184V196H183ZM165 195H167V194H165ZM185 195L187 197H185ZM199 195H202V196H200L201 198L200 197L198 198ZM180 197H181V199H180ZM226 197H229V196H226ZM214 198H213V200H214ZM186 199H188V200L185 201ZM179 200H181V201H179ZM188 201H189V204H188ZM186 209H189V208H186ZM225 234H228V233L226 232ZM227 237L228 236L225 237V240L227 239ZM235 239H236L235 236L229 238L228 239L229 242H227L228 245H226V248H225L227 250H229V248H230L229 251L233 250L231 252H233L234 257H235V254L237 256L238 252H235V248H232L231 246H229V244H230V242H233L232 240H235ZM184 255H186V254L184 253ZM182 257H184V256H182ZM227 257H229V255H227Z\"/></svg>","mask_w":264,"mask_h":264}]
</instances>
